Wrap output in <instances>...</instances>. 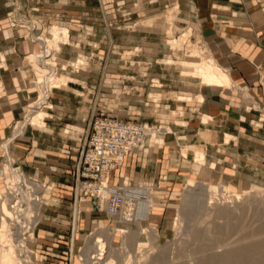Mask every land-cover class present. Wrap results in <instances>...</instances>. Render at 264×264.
Wrapping results in <instances>:
<instances>
[{"label":"rangeland","instance_id":"obj_1","mask_svg":"<svg viewBox=\"0 0 264 264\" xmlns=\"http://www.w3.org/2000/svg\"><path fill=\"white\" fill-rule=\"evenodd\" d=\"M3 2L9 4L3 14L7 26L13 33H25L29 50L20 56L14 77L26 85L23 89L30 94L22 105L21 117L10 126L11 136L0 144V192L3 196L10 192L17 194L8 202L9 209L13 210L14 203L18 204L15 202L19 201L17 198L27 194L30 187L40 198L37 206L33 205L32 218L22 219V225L29 226L28 230L32 231L22 232L25 237L22 239L24 244L20 246L25 247V251L24 255H19L23 264H88L90 257L95 256L91 252L98 238L107 244L105 259H109L102 261L103 264L111 260L112 264H212L209 262L211 259L219 264L232 250L264 245V199L252 192L253 186L264 192L263 107L254 100L247 87L241 88L233 81L229 71L210 52L198 27L181 19L178 5L162 8L150 5L146 9L141 1L133 2L131 6L125 2L116 7V13L120 15L118 22L109 26L118 32L122 28L135 30L140 27L147 32L143 37L122 39L118 34L113 39L106 37L88 41L85 38H70L69 33L68 43L56 52L50 46L41 47L40 39L52 40L50 29L54 26L69 31L66 21L52 23V20H65L77 14L81 6L75 5L76 0ZM66 2L73 6H63V10L58 7ZM95 9L96 14L103 15L99 7ZM140 16L144 17L141 19ZM150 19L155 20L152 27L146 25ZM180 39L182 46L175 48L177 44L174 46L172 43ZM194 47L198 48L202 58L215 62L230 76L231 86L221 89L240 90L239 102H235L233 95L228 97L229 108L224 117H220L217 114L219 109L214 107L209 120L204 121L205 115L190 106L196 104L198 98L203 101L204 98L186 93H195L199 85L206 86L183 74L193 71L181 64L197 60L192 57ZM32 55L41 57V65L48 71L44 82L51 83L59 74L69 78L60 91L69 90L75 84L78 97L72 96L71 107H65L64 101H53L55 90L47 92L43 83L37 88L32 79L33 63L26 60ZM2 60L6 66L4 56ZM80 62L82 65H79ZM39 91L48 93L52 108L39 105ZM188 96L193 102H186ZM40 108L47 113L44 127H30L28 115ZM59 110L73 115V118L67 117L62 121L65 125L59 138L74 146L77 143L81 145L80 148L66 149L71 166L67 171L73 168L72 174L66 173L70 176L68 181L72 190L70 195L63 197L60 206L53 201L51 203L49 198L54 186L43 182V176L38 179L28 175L22 160L14 153L16 143L30 136L32 130L48 131L47 121ZM104 115L118 116L125 119L123 121L141 123L156 130L150 132L151 137L130 157L143 154L149 145L147 153L165 148L166 135L175 138V145L170 146L172 151L179 155L182 152L183 156L187 151L186 163H183L187 165L172 178L162 177L156 182H145L131 177L129 172L125 175L122 172L116 183L118 186L126 183L135 202L134 208L127 206L124 214L116 218L108 217L105 209L99 207V201L92 203L84 197L76 200L79 166L87 152L93 123L106 117ZM79 121L85 122V128L78 126ZM188 124L193 128L188 133L191 135L175 133L174 126ZM206 126L211 128V133L200 134ZM160 137L163 139L157 140ZM202 137L207 142L203 146L199 145ZM238 141L239 146L236 144ZM194 149L204 153L202 163L196 162ZM254 152L263 158L259 164H253ZM9 165H14L11 168L16 169L18 177L14 181L17 187L14 190L7 187L14 180ZM22 172L26 177L38 180L44 189L41 191L37 184L28 182ZM191 179L195 180V185L189 188L187 185ZM23 182L28 185L26 190L21 187ZM111 185L114 186L113 183ZM237 195H242L240 200L236 199ZM126 211H129V216L133 215L127 218L130 221L123 220ZM2 246L0 240V250Z\"/></svg>","mask_w":264,"mask_h":264},{"label":"crops","instance_id":"obj_2","mask_svg":"<svg viewBox=\"0 0 264 264\" xmlns=\"http://www.w3.org/2000/svg\"><path fill=\"white\" fill-rule=\"evenodd\" d=\"M3 1H0V87L2 88L0 93V144L11 136L10 126L21 117L22 105L25 104L27 96L30 94V91L23 89V86L26 85L14 77V74L17 73L15 71L19 65L20 56L29 52L28 41L25 33H13L7 26L3 14L8 9L9 4ZM135 1H141L146 9L150 5H156L160 8L178 5L181 19L198 27L200 35L212 55L220 65L229 71L233 81L239 87L248 88L254 100L261 103L264 110V0H76L75 5L81 6L78 8L77 14L70 17L67 15L65 20L54 19L52 23H64L66 21L65 25L69 27L70 38L73 39L85 38L88 41L106 37L113 39L118 37V34L122 39L141 38L147 32H144L145 30L143 31L140 27L135 28V30L122 28L118 32L116 28L109 26L115 21L118 22L120 15L116 13L117 6L125 2L131 6ZM59 5H61V7L58 6L61 9L63 6H65L64 8L73 6L69 2ZM98 7L103 15L95 13L97 10L95 8ZM64 10L67 11V9ZM141 17L144 16L139 18ZM21 35L24 37L21 38ZM62 51H65V46ZM84 53L86 52L84 51ZM2 56L5 57L6 66L3 64ZM198 88L195 93L186 94H192L195 98L198 95L202 96L204 101L201 104L189 105L207 117L212 114L211 110L214 107L219 109L217 114L224 117L229 108L227 106L228 97L232 95L235 102L240 101V90L238 89L224 90L200 85ZM77 95L75 84H73L69 90H55L52 99L53 101H64L65 107H71L72 96L77 98ZM104 116L125 120L113 115ZM215 116V118H219L218 115ZM67 117L73 118L72 113H67L64 110L55 112L53 117L47 121L48 131L32 130L30 136L20 139L16 143L14 152L22 160L24 171L28 175L38 179L43 176L41 179L43 182L54 186L49 198L51 203L53 201L59 206L63 202V197L70 195L72 190L68 181L70 176L66 173L72 174L73 168L69 172L67 171V169H71V166L67 160L69 155L66 149L81 147L78 143L74 146L73 143L59 138L64 130L63 125H65L62 121L66 120ZM78 126L85 128V122L79 121ZM192 129L189 124L188 126H174L175 133L184 134L182 136H187ZM204 129L205 131L200 134L211 133L210 127L206 126ZM174 139L166 135L164 139L165 148H160L157 151L154 149L147 153L146 149L149 145L143 154L139 153L127 158L124 166L112 173L110 184L113 183L114 186H118L116 180L122 176V172L123 175L129 172L131 177L145 182H156L162 177L172 178L182 170L183 166L187 165H183L186 163L184 160L187 157L183 156L182 152L179 155V153L171 150L176 142ZM200 141L199 145L201 146L203 143L207 144L203 137ZM236 144L239 146V141ZM262 159L254 152L253 164H259ZM62 227L66 230L65 226Z\"/></svg>","mask_w":264,"mask_h":264},{"label":"bare ground","instance_id":"obj_3","mask_svg":"<svg viewBox=\"0 0 264 264\" xmlns=\"http://www.w3.org/2000/svg\"><path fill=\"white\" fill-rule=\"evenodd\" d=\"M146 23H147L146 24L147 26L152 27L153 25H155V20L150 19ZM50 33L53 37L52 40H47V39H43V38L40 39L41 47L47 48L48 46H50L54 51L57 52L60 50L61 46L68 43L69 31L66 28H60V27L54 26L50 29ZM183 38H185V37L183 36ZM176 44H177V47H175V48L181 47L182 46V40L180 39L179 42L172 43V45H174V46ZM192 57L197 59V60L190 62V63L182 62V64H181L183 66H188V67L193 69V71H191V72H184L183 74L185 75V77H188V78L190 77V79L191 78L197 79L200 81V83L202 85H206V87H211V88H213V87L224 88L225 87L226 89H228L231 86L232 81H231V78L228 75V73L225 72L224 70H222V68H220L215 62H213V61L208 62L204 58H202L197 47H194V51H192ZM26 60H28L30 63H33L34 73H33L32 79H34L35 85L37 86V88H39L38 85H41L43 83L45 85L47 92H52L53 90H60L61 88H63L64 86L67 85L69 78L62 76V75H59V74H57L55 76V78L52 80L51 83L50 82L46 83V81L44 82L43 79L46 75V72H48V71H45L46 68L42 67V65H41V62H40L41 57L35 58V56L32 55ZM47 62H49V61H47ZM79 65H82V63L80 62ZM157 85L159 86L160 84L158 83ZM39 94H40L39 105L40 104L43 105L44 108H52L51 104L48 102V97H49L48 93H45L44 91H39ZM187 98H188V100L186 102H188V103L193 102L191 97L188 96ZM197 100H198L197 103H199V104H201L203 102L202 98H198ZM37 104H35V105L37 106ZM30 108H33V107L31 106ZM46 118H47V113L44 110H41V108L39 110L36 109V111H31V113L28 115V123L29 122L31 123L30 127H31V125L32 126L37 125L39 128H43L45 125V123L43 121ZM203 120L207 121V120H209V118L207 116H205ZM25 126H24V128H25ZM145 131L148 133V132L156 131V130L146 126ZM169 131L167 130L168 133H170ZM149 137H151V133H148L147 139H149ZM147 139L140 137L139 142L137 140L134 141V144H136L138 146V148H132L134 146L133 145L131 146L132 154L124 157V159L122 161L121 168L124 166L126 159L129 158L130 156H132L137 150H139L145 144ZM162 139L163 138L160 137L157 140H162ZM5 148L8 149V147H5ZM194 152L196 153V156H195L196 160H197L196 162L202 163V161L205 158L204 153L202 151H199L196 149H194ZM183 154H184V156H186L187 151H184ZM11 166L9 165L8 168H10L11 171L13 172L14 180L12 179L13 183L9 182L7 184V187H9L10 190H14L17 188V187H15L16 183L14 181L18 177L15 175L16 174V172L14 171L15 168L12 169ZM121 168H119V169H121ZM119 169H116V170H119ZM116 170H114V171H116ZM202 174L204 176H206L205 175L206 173L204 171L202 172ZM110 179H111V176H110ZM110 179L107 183L105 182L103 185L98 187L99 197L96 195L95 199H89V198L84 197V196H82V198L84 197L92 203L95 201L101 202L100 203L101 205H99V207L101 209H105L106 215L108 217H111V218H116L117 216H114V215L107 213L108 212L107 211V201L105 199L109 193H108V189L106 188V186H107L106 184H110ZM194 183H195V180H192V179L189 180V184L187 185V187L192 188L195 185ZM124 185H126V183L121 185V187L124 188ZM26 186L28 187L27 184H26ZM118 187H120V186H118ZM33 190H34V188L30 187L29 190L27 191V194L24 195V193L23 194L21 193L22 195H20V197L17 198V200H19V201H15L16 203L18 202V204L14 203V205H13L14 206L13 210L15 212H13V210L11 211V209H9L8 202L10 201V199H13V198L15 199L17 197L16 196L17 194L15 195V194H12V192H10L9 194H12L11 196L9 194L3 196L0 192V240H1L2 245H3L1 247V250H0V264H23V261L21 260L20 255H19V253L21 254L25 251V247H21L22 246L21 244H24V240H22L23 236L25 237V235H22V232L28 231V233H31L32 231L30 232V230H28L29 226H23L22 225L23 224L22 219H26V220L29 219L30 220L32 218V216L34 215L33 205L37 206L36 202H40V198L37 197V195H35ZM252 192L257 193V195H262V198L264 199V192L260 188L253 186ZM241 196L242 195H237L235 197L237 200H240ZM32 199L34 200L33 203H32V201H33ZM212 199L213 198H211V200ZM126 201L129 202V200H127V199H126ZM130 202H132L131 207L134 208L133 202H135V201L130 200ZM96 205H97V203H96ZM127 206L128 205L126 204L125 207H127ZM128 210H129V208H128ZM230 212H228V213H230ZM218 213L219 212L217 211V215H218ZM221 213H223V212H221ZM221 213H220V215H221ZM122 214H124V211ZM132 216H129V211H126V213H125L126 218H123V220L130 221V220H127V218H129V217L132 218ZM121 232L125 233L124 231H121ZM106 248H107V244H105L102 239L98 238V240H97L95 246L92 248V252H91V254H93V255L95 254V256L90 257L88 264H103V263H101L102 261H108L109 258L105 259V256H106L105 254L107 253ZM23 255H24V253H23ZM209 262L212 264H218L213 259L209 260ZM112 263H113V261L111 260V261L107 262L106 264H112ZM219 264H264V245L263 244H261V245H250V246L242 249L241 251L240 250H238V251L232 250V252L227 253L223 257V259L219 262Z\"/></svg>","mask_w":264,"mask_h":264},{"label":"built area","instance_id":"obj_4","mask_svg":"<svg viewBox=\"0 0 264 264\" xmlns=\"http://www.w3.org/2000/svg\"><path fill=\"white\" fill-rule=\"evenodd\" d=\"M145 128L146 126L141 123L117 118L104 117L95 120L92 135L87 143V152L83 155L79 166L77 201L82 196L89 199H95L96 195L99 197L98 187L109 181L114 170L121 168L124 157L132 154V148H138L134 141L139 142L140 137L147 139L150 132L147 133ZM132 145L134 147L131 148ZM24 178L28 179L27 181L32 185L36 183L40 190L44 189L40 187L38 180L25 175ZM21 185L24 190L27 189L25 182ZM106 185L109 193L105 199L107 213L119 216L125 210L126 204L131 207L130 200L135 201V197L130 191L131 188L126 185L124 188L111 184Z\"/></svg>","mask_w":264,"mask_h":264}]
</instances>
